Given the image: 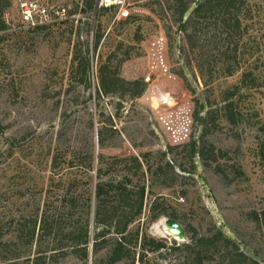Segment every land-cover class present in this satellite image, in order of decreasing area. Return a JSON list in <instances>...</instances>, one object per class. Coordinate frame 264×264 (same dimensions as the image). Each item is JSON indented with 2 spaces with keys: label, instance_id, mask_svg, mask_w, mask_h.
Segmentation results:
<instances>
[{
  "label": "rangeland",
  "instance_id": "obj_1",
  "mask_svg": "<svg viewBox=\"0 0 264 264\" xmlns=\"http://www.w3.org/2000/svg\"><path fill=\"white\" fill-rule=\"evenodd\" d=\"M44 1L67 6L70 18L33 31L20 23L13 0L0 5L5 26L0 27V241L23 224L38 221L44 210L57 222V238H64L69 228L63 201L67 180L75 176L77 192L93 189L94 179L88 177L93 172L84 167L85 151L93 157L99 152L118 157L145 153L150 164L167 163L172 172L164 167L163 176L147 175L150 193L135 226L164 239L169 247L189 241L192 233L206 235L219 228L264 263V228L253 219V214L264 212V86L239 101L243 118L227 125L219 110L221 93L237 83L238 74L206 83L199 77L191 57L181 50L182 36L165 9L171 0H124L117 13L100 14L103 35L95 50L91 31L97 15L77 5L84 0ZM250 3L264 58V0ZM86 39L90 53L84 81L72 56L77 41ZM125 54L129 58L117 62ZM101 64L108 66L117 91L97 100ZM262 68L264 75V63ZM198 98L205 102L201 112ZM207 110H212L213 122L199 128L195 114L204 116ZM107 117L113 134H107L105 146L99 148L96 133L109 126ZM196 138L212 147L214 159L188 158L187 144ZM110 170L109 176L117 180L126 172L122 162ZM154 199L175 212L184 241L168 234L167 216L148 221ZM88 226L91 238V215ZM50 240L7 246L0 261L18 256L19 264H84L72 254L36 259ZM104 255L105 250L98 251L86 264ZM184 256L165 249L148 255L150 264H183Z\"/></svg>",
  "mask_w": 264,
  "mask_h": 264
},
{
  "label": "trees",
  "instance_id": "obj_2",
  "mask_svg": "<svg viewBox=\"0 0 264 264\" xmlns=\"http://www.w3.org/2000/svg\"><path fill=\"white\" fill-rule=\"evenodd\" d=\"M1 2L2 0L0 5ZM77 5H80L82 10L97 15L96 26L91 31V44L95 50L103 35L98 17L109 11L117 13V8H98L94 0L77 2ZM252 8L250 0H171L165 7L170 13L171 22L175 23L176 30L182 36L181 50L186 57H191L199 77L205 83L213 78L238 74L237 83L229 85L221 93L223 105L219 110L227 125H234L243 118L239 101L247 98L252 91L259 92L264 86L262 80L264 75L261 74L264 58L261 54L259 33L254 28L257 23L253 20L255 10ZM2 14L0 12V16ZM68 15H71L70 11ZM83 24L89 31L90 24L87 19ZM48 26L50 27L37 26L32 30H43ZM169 26L168 24V29ZM0 27H5L2 20ZM135 37L137 42H140V38L136 35ZM89 53V41L78 40L72 61L76 72L84 81L88 77ZM111 57L117 59L113 53ZM128 58L129 55L125 54L117 62ZM96 74L97 100L103 96H113L117 90L108 66L101 64ZM186 77L188 81L192 80L190 75ZM198 100L201 112L205 108V102L200 98ZM211 114L212 110H207L204 116L200 113L195 114L197 126L204 129L208 123L213 122ZM106 120L109 126H101L96 133L99 148L105 146L107 134H113L111 118L107 117ZM261 130H264V125ZM202 133L204 135L206 132ZM196 139L187 144L188 158L193 160L198 156L202 159H214L212 147L206 146L201 139ZM84 154L88 160L84 167L88 173L93 172V177L88 176L90 180L94 179L93 189L77 192L75 176L67 180L63 201L68 206L66 217L68 216L69 228L64 238H57V222L44 210L38 221L23 224L22 228H16L8 234V238L0 241L2 247L0 257L9 251L7 246L16 245L18 242L31 245L33 241L41 245L48 237L51 238L49 245L45 250L37 251L36 259L45 260L72 254L79 256L86 264L92 255L105 250L104 257L94 259L93 264H150L149 253H161L165 249L174 253L176 257H179L180 253H185L183 264H264L219 228L206 235L192 233L189 241L169 247L164 239L150 236L139 224L135 226L150 193L149 183L146 184L147 175H150V179L163 176L167 173V170L165 171L167 168L172 172L171 165L150 164L148 154L145 153L125 157L105 156L102 152L93 157L91 151H85ZM116 162L124 163L126 171L119 180L109 176L110 167ZM192 168L197 169L196 164H193ZM181 171L185 172L182 168ZM186 173L192 176V172ZM106 176L109 177L104 179ZM90 215L94 226L91 238L88 226ZM159 215L176 220L174 211L169 212L164 202L154 199L150 204L148 221ZM253 219L264 228V212L253 214ZM17 259L18 256L4 258L0 264H19Z\"/></svg>",
  "mask_w": 264,
  "mask_h": 264
},
{
  "label": "built area",
  "instance_id": "obj_3",
  "mask_svg": "<svg viewBox=\"0 0 264 264\" xmlns=\"http://www.w3.org/2000/svg\"><path fill=\"white\" fill-rule=\"evenodd\" d=\"M16 4L20 23L30 29L37 26L49 25L65 19H69L67 6L49 4L44 0H13ZM95 6L100 8H120L124 0H94ZM74 17V15H73Z\"/></svg>",
  "mask_w": 264,
  "mask_h": 264
},
{
  "label": "water",
  "instance_id": "obj_4",
  "mask_svg": "<svg viewBox=\"0 0 264 264\" xmlns=\"http://www.w3.org/2000/svg\"><path fill=\"white\" fill-rule=\"evenodd\" d=\"M164 224L168 230V234L174 239L179 241L185 240L184 228L175 219L166 218Z\"/></svg>",
  "mask_w": 264,
  "mask_h": 264
},
{
  "label": "bare ground",
  "instance_id": "obj_5",
  "mask_svg": "<svg viewBox=\"0 0 264 264\" xmlns=\"http://www.w3.org/2000/svg\"><path fill=\"white\" fill-rule=\"evenodd\" d=\"M163 224V223H162ZM158 232V231H157Z\"/></svg>",
  "mask_w": 264,
  "mask_h": 264
}]
</instances>
